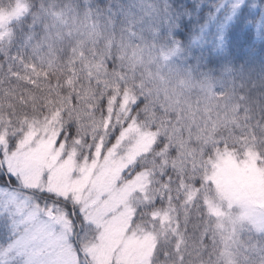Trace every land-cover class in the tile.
Returning <instances> with one entry per match:
<instances>
[{
  "label": "snow or ice",
  "instance_id": "snow-or-ice-1",
  "mask_svg": "<svg viewBox=\"0 0 264 264\" xmlns=\"http://www.w3.org/2000/svg\"><path fill=\"white\" fill-rule=\"evenodd\" d=\"M0 264H264V0H0Z\"/></svg>",
  "mask_w": 264,
  "mask_h": 264
},
{
  "label": "trees",
  "instance_id": "trees-1",
  "mask_svg": "<svg viewBox=\"0 0 264 264\" xmlns=\"http://www.w3.org/2000/svg\"><path fill=\"white\" fill-rule=\"evenodd\" d=\"M13 83H15V82H13Z\"/></svg>",
  "mask_w": 264,
  "mask_h": 264
}]
</instances>
